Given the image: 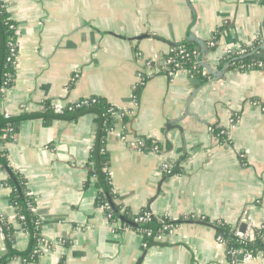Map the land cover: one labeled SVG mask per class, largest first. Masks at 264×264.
I'll return each mask as SVG.
<instances>
[{
  "label": "crops",
  "instance_id": "1",
  "mask_svg": "<svg viewBox=\"0 0 264 264\" xmlns=\"http://www.w3.org/2000/svg\"><path fill=\"white\" fill-rule=\"evenodd\" d=\"M0 1L17 28L15 73L0 89V116L37 115L1 148L33 199L34 249L42 246L36 262L16 255L7 264H264V255L243 254L232 263L211 224L251 229L264 221V71L223 63L227 50L263 45L264 0ZM188 31L204 42L202 49L193 41L201 68L169 77L165 59ZM91 97L128 114L104 145L121 212L209 223L182 222L156 239L107 217L87 167L94 115L44 119L49 106ZM7 178L0 165V219L12 227V250L24 253L33 236L10 205Z\"/></svg>",
  "mask_w": 264,
  "mask_h": 264
},
{
  "label": "trees",
  "instance_id": "2",
  "mask_svg": "<svg viewBox=\"0 0 264 264\" xmlns=\"http://www.w3.org/2000/svg\"><path fill=\"white\" fill-rule=\"evenodd\" d=\"M16 37V24L12 20L3 3L0 1V89L5 79L10 80L8 85L13 82L15 67L13 62L8 61L7 59L10 55V43L14 42ZM216 40V38H213V40L210 41L213 42L212 45L210 42H207V49H213ZM261 45L262 42L257 41L250 46H245L244 54L224 56L223 63H228L232 68L239 70L260 69L264 71V58L256 56L257 51L264 53ZM195 46L196 44L191 40L172 45L168 56L172 57L175 63L170 64L169 67L172 69L181 67L190 70L191 73L198 71L201 67L196 70L193 68L194 64L197 62L196 56L193 53L195 52ZM180 49L183 51L180 52ZM195 53L198 54V51ZM258 63H262L263 67H257ZM46 110V114L44 115V119L46 120L66 119L74 121L84 114L94 115L96 125L95 143L91 150L87 167L89 176L95 178V185L100 190L97 203L101 205H109V208L106 209V214H111L109 218L110 220L120 219L123 224L132 227L141 234H143V229H150L153 235L158 233L162 224H168L174 227L182 222L199 221L209 223L207 218L196 217L193 215H187L178 219H172L169 217L157 218L152 216L149 221L135 223L133 222V218L137 214L131 216L126 212H121L120 206L114 203L115 195L113 194L112 184L108 173L109 157L105 151L104 145L107 132L112 128L117 119L120 117L123 121L128 120L127 112L116 108L99 97H91L87 100L83 99L76 104L68 105L61 114H55L50 106L46 108ZM34 116L37 115H22L18 118L8 119L0 116V165L8 174V178L5 180V185L10 189L9 202L10 205L15 208L17 217H23V220L21 221L23 226L30 231L33 236L31 250L24 253L14 252L12 250V227L10 224L5 223V219H0L3 222L2 232L6 236V252L4 255L0 256V264H7L9 259L16 255H20L27 261L32 262H36L40 256V253L34 252V246L39 238V234L38 218L33 210V199L27 193L24 178L8 166L4 151L1 148L3 143L16 134L18 125L21 121ZM9 127L11 128L10 131L7 130ZM214 132L218 134L219 129H214ZM219 135L221 138L223 137V134ZM152 143V141H147L145 146L154 147ZM155 147L158 150L162 149L160 143H155ZM211 224L214 226L217 236L222 238L231 260L235 259V256L232 255V251L236 250H242L246 257L264 255V221L260 226L251 227L250 230L252 235L246 238H240L237 236L236 230L238 228L232 227L222 220L213 221ZM244 233H246V231Z\"/></svg>",
  "mask_w": 264,
  "mask_h": 264
},
{
  "label": "built area",
  "instance_id": "3",
  "mask_svg": "<svg viewBox=\"0 0 264 264\" xmlns=\"http://www.w3.org/2000/svg\"><path fill=\"white\" fill-rule=\"evenodd\" d=\"M210 44L212 45L213 42H210ZM16 46H17V45H16L15 41L10 43V50H9L10 55H9V57H8V59H7L8 61H12L13 64H15ZM182 51H183V50L180 49V52H182ZM193 53L195 54V52H193ZM244 53H245V46H240V47L235 48V49L227 50L225 56H230V55H233V54H235V55H242V54H244ZM173 63H175L174 59H173L172 57H170V56H167V58L165 59V62H164V64H165L164 72H165V74H166L167 76H169V77H173V76L175 75V73H176L178 70L183 69V68H181V67H178V68H176V69H172V68H170L169 65H170V64H173ZM198 67H199V66H198V62H196V63L194 64V67H193V68H194V70H196ZM257 67L262 68V67H263V64H262V63H258V64H257ZM184 70L187 71V72H189V73H191L190 70H186V69H184ZM194 72H195V71H194ZM9 82H10L9 79H5V80H4L3 85H2V87H1V90H2V91H5L6 86L9 84ZM87 99H90V98H86L85 100H87ZM82 100H83V99H82ZM78 102H79V101H78ZM78 102H76V103H78ZM76 103H74V104H76ZM71 105H72V104H71ZM69 106H70V105H69ZM66 107H67V106H66ZM64 109H65V108H63V107H61V106H59V105H52V110H53V112H54L55 114H61V113L63 112ZM4 117H5L6 119H8V118H9V115H8V114H4ZM7 130L10 131L11 128L9 127ZM109 130H110V129H109ZM109 130H108V131H109ZM225 133H226V130H225V129H221V130L219 131V134H225ZM163 170H165L166 172H169V165L165 163V164L163 165ZM102 206H103V208H105V209H108V208H109V205H108V204H103ZM110 216H111V214L108 213V214H107V217L110 218ZM151 217H152L151 214H149V213H147V212H141V213L137 214L136 216H134V218H133V222H135V223L146 222V221H149V220L151 219ZM19 220L22 221V220H23V217L20 216V217H19ZM120 222H121L120 219H115V220L113 221V223L116 224V225H119ZM174 227H175V226H174ZM172 228H173V226H171V225H168V224H162V226H161V228L159 229V231H158L157 234H154V235H153V233H152V231H151L150 229H143L142 232H143V234L146 235V236H152V235H153V236H155L156 239H160V238H162V236H163L165 233L170 232V231L172 230ZM138 232H139V231H138ZM139 233H140V232H139ZM236 235L239 236L240 238H246V237H250V236L252 235V232H251V230L248 229V227H247L246 233H241V232H239V229H237V230H236ZM217 240H218L220 243H224V242L222 241V238H221L220 236H217ZM41 248H42V246H41L40 242L38 241V244H37L36 248L34 249V252H35V253H40V249H41ZM238 254H243V255L245 256V253H243L242 250L232 251V255L236 256V255H238ZM231 262L234 263L235 260H232Z\"/></svg>",
  "mask_w": 264,
  "mask_h": 264
},
{
  "label": "water",
  "instance_id": "4",
  "mask_svg": "<svg viewBox=\"0 0 264 264\" xmlns=\"http://www.w3.org/2000/svg\"><path fill=\"white\" fill-rule=\"evenodd\" d=\"M192 10H193V9H192ZM193 12H194V11H193ZM194 22H195V17L193 18L192 24H193ZM192 24L189 26V28L192 27ZM187 37H188L189 40L194 41V42L199 46V48H202V49H203L204 42H203V41H200V40L197 39V38H195V36L192 35L190 31H188V33H187ZM261 48L264 49V43H263V45L261 46ZM256 56L259 57V58H264V53H257ZM205 67H206V66H205ZM206 68H207V67H206ZM208 71L210 72L211 75H214V76L216 75V74H215L214 72H212L211 70H208ZM192 80L197 82L198 78H197V77H193ZM158 191H159V190H158ZM158 191H157V193H159ZM147 210L150 211V207H149V205H147ZM246 220H247V218H246ZM246 227H247V225H246L245 223H242V224L240 225L239 232L244 233Z\"/></svg>",
  "mask_w": 264,
  "mask_h": 264
}]
</instances>
